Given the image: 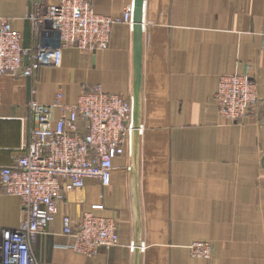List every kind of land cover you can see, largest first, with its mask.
Returning a JSON list of instances; mask_svg holds the SVG:
<instances>
[{
    "label": "crops",
    "instance_id": "obj_1",
    "mask_svg": "<svg viewBox=\"0 0 264 264\" xmlns=\"http://www.w3.org/2000/svg\"><path fill=\"white\" fill-rule=\"evenodd\" d=\"M115 16L133 0H88ZM59 0H0L28 46L30 12ZM141 34L111 27L96 51L64 48L59 67L31 77L0 75V166L21 153L31 126L27 102L76 101L82 88L136 98L140 134L113 159L103 187L87 179L57 201L53 221L32 252L38 264H264V0H144ZM247 75L257 101L238 122L220 116L214 99L221 75ZM58 110L52 113L58 117ZM113 216L118 242L92 257L66 247L61 218ZM23 218L20 199L0 190V230ZM193 239L211 242L207 261L192 258ZM134 242L142 250L131 252Z\"/></svg>",
    "mask_w": 264,
    "mask_h": 264
},
{
    "label": "built area",
    "instance_id": "obj_2",
    "mask_svg": "<svg viewBox=\"0 0 264 264\" xmlns=\"http://www.w3.org/2000/svg\"><path fill=\"white\" fill-rule=\"evenodd\" d=\"M133 3L119 15H100L88 0H59L40 12H30L33 41L22 44L19 31L11 20L0 23V75L33 78L43 67H59L64 48L81 51L105 49L114 24L133 25ZM264 50V32L261 34ZM27 102L31 126L21 153L12 164L0 166V190L20 199L23 218L16 228L0 230V264H38L32 245L53 221L57 201L66 194H78L87 179L103 187L110 184L113 159L121 156L132 141L135 129L132 98L103 92L100 85L82 88L76 101L64 103L61 91L53 101L41 104L34 98ZM218 112L229 122H238L253 109L255 83L247 75H221L214 96ZM58 110L57 118L52 113ZM138 133L142 126L137 128ZM102 204L81 213L78 220L61 218V233L71 241L74 252L92 257L100 249L109 250L118 242L113 216L96 214ZM142 250L131 242L129 249ZM192 256L208 258L210 244L193 241Z\"/></svg>",
    "mask_w": 264,
    "mask_h": 264
},
{
    "label": "water",
    "instance_id": "obj_3",
    "mask_svg": "<svg viewBox=\"0 0 264 264\" xmlns=\"http://www.w3.org/2000/svg\"><path fill=\"white\" fill-rule=\"evenodd\" d=\"M144 16V0H133V25H132V31L137 35L141 34L142 32V21ZM132 118H133V125L135 127L133 131V137L132 139L137 136L139 127V123L137 121V103L135 96L132 95ZM138 248L134 249L133 252H137Z\"/></svg>",
    "mask_w": 264,
    "mask_h": 264
},
{
    "label": "rangeland",
    "instance_id": "obj_4",
    "mask_svg": "<svg viewBox=\"0 0 264 264\" xmlns=\"http://www.w3.org/2000/svg\"><path fill=\"white\" fill-rule=\"evenodd\" d=\"M122 24V23H121ZM126 25V24H125ZM127 27H129V25L127 24ZM142 27H143V23H142ZM130 28V27H129ZM130 29H132V28H130ZM196 240H200V241H206V242H208L209 244H210V251H211V242L209 241V240H205V239H193V240H191L186 246H185V248H186V250H187V253L192 257V258H195V259H200V260H203V261H207V260H209L210 259V257H211V254H210V256L208 257V258H201V257H196V256H192L191 254H190V252L188 251V246L193 242V241H196Z\"/></svg>",
    "mask_w": 264,
    "mask_h": 264
}]
</instances>
